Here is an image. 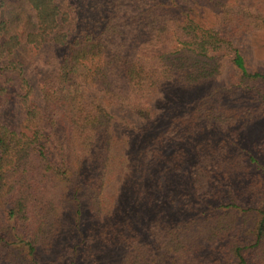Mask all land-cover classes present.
<instances>
[{
  "label": "trees",
  "instance_id": "1",
  "mask_svg": "<svg viewBox=\"0 0 264 264\" xmlns=\"http://www.w3.org/2000/svg\"><path fill=\"white\" fill-rule=\"evenodd\" d=\"M259 28L264 0H0V264H213L243 240L187 234L251 213L248 264L264 195L243 200L252 164L215 142L235 90L264 103ZM225 65L237 80L210 85Z\"/></svg>",
  "mask_w": 264,
  "mask_h": 264
},
{
  "label": "rangeland",
  "instance_id": "2",
  "mask_svg": "<svg viewBox=\"0 0 264 264\" xmlns=\"http://www.w3.org/2000/svg\"><path fill=\"white\" fill-rule=\"evenodd\" d=\"M259 29L263 30L262 33L254 35V31V33L248 37V39H251L253 36L257 41L252 39L246 49V54L250 59V65L253 70L264 69V28ZM40 70L42 69L40 68ZM34 77L39 83L44 78V71H34ZM237 78L238 75L231 69V67L225 65L221 74L210 85H223V87H225V85H231V83H234ZM206 87L199 91H204ZM223 104H227L226 107L238 111L239 118L229 127V129L221 130L216 138V142H214L217 143V146L226 148L222 145V143L225 142V144L228 145L226 148L228 155L231 154V157L235 155L238 159H243L252 164V166L242 167L240 171L236 172L237 176L241 177V181L237 182L236 185L234 184V186H239L240 191L238 192L243 200L246 201L249 199L248 201L256 202L257 199H250L254 197L253 192H256V197L259 198L260 195H264V103L255 101L254 92L235 90V93L232 95L230 94L228 99L223 101ZM249 169L251 171L248 173ZM255 221L257 220H254L253 214L251 213L243 216L228 214L212 216L207 220L202 219L200 228L203 230L199 232L196 231V233L192 234L194 236H191V234L188 233L184 245H186L189 250L190 246L193 245V237L199 240L198 244L204 241L206 243L214 229H216L214 232L217 235L216 238L225 231H229L228 234L230 235V238L227 241L234 243V245L238 240H243V243L237 244L233 249L228 251L227 257L225 256V249L222 250L220 249V244H215L216 246L214 245V247L218 250L216 255L210 259V262L213 264H239L235 249L236 247L243 246L252 247L250 243L254 240L252 231L256 229ZM219 225H221V227H219ZM239 231L242 234L237 233ZM70 233L71 232H67V230L61 232L60 239L56 242L58 251L54 254V258H59L60 247H63L71 241ZM241 237H244V239H241ZM216 241V243H221L222 238L218 237ZM73 246L74 245H69L67 250L66 247L63 248L69 252V255H71L73 253H71V250L69 249H72ZM208 250L209 249L206 251ZM219 251L224 255V258H217ZM83 252H85V250L80 249V253ZM243 254L248 260V264H264V243L260 246L246 249L243 251ZM82 256L83 255L81 254L77 264H92L90 261H87L88 258H85L86 256ZM203 262L200 264H203Z\"/></svg>",
  "mask_w": 264,
  "mask_h": 264
}]
</instances>
